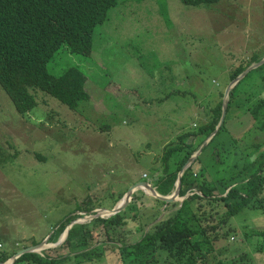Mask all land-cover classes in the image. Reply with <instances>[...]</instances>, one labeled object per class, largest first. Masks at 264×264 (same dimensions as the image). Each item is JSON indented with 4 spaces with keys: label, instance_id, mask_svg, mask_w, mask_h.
I'll return each instance as SVG.
<instances>
[{
    "label": "rangeland",
    "instance_id": "1",
    "mask_svg": "<svg viewBox=\"0 0 264 264\" xmlns=\"http://www.w3.org/2000/svg\"><path fill=\"white\" fill-rule=\"evenodd\" d=\"M165 8L167 17L156 0H119L94 31L90 55L63 47L52 57L49 73L77 67L87 77L89 100L75 110L33 90L37 105L22 116L0 85V255H9L4 264L38 244L43 246L34 252L41 256L46 251L50 257L65 255L68 250L59 247L65 233L56 243L46 241L57 221L78 214L70 229L95 215L108 218L103 210L110 212L118 195L124 197L134 184L154 189L165 148L184 134L191 141L210 120L211 108L223 101L231 71L254 54L264 56V0H220L198 7L165 0ZM258 118L233 99L223 131L212 145L208 137L198 146L197 151L204 143L207 148L194 167H205L219 191L241 182L235 174L246 154L264 143V110ZM144 189L137 190L152 196ZM183 200L178 196L173 202ZM223 205L206 203L215 225H220ZM78 207H94V214ZM254 230H264L260 209H247L221 224L222 242L215 251L220 261L213 264H264V237L252 235ZM92 231L91 246L104 247L103 258L77 264H122L118 252L103 243L104 232ZM123 231L134 242L142 232L139 220L128 219ZM114 241L119 243L116 236ZM165 262L163 256L151 264Z\"/></svg>",
    "mask_w": 264,
    "mask_h": 264
},
{
    "label": "trees",
    "instance_id": "2",
    "mask_svg": "<svg viewBox=\"0 0 264 264\" xmlns=\"http://www.w3.org/2000/svg\"><path fill=\"white\" fill-rule=\"evenodd\" d=\"M118 1L0 0V85L19 114L23 116L37 105L33 90L55 98L70 110L77 109L82 101L89 100L85 89L87 77L79 68L67 67L61 74L53 75L48 72L46 65L63 47L73 54L90 55L94 31L106 22L108 11ZM178 1L184 6L198 7L213 5L220 0ZM156 3L162 16L167 17L165 0H156ZM263 58L264 56L254 54L248 63L232 70L229 79L233 81ZM263 91L264 63L250 70L230 90L226 113L234 99L245 106L249 115L257 121L260 112L264 110V98L259 99V94ZM254 102L256 103L253 104ZM222 103L221 100L211 108L210 120L193 133L191 141L187 143L185 139L190 134H184L178 138L177 143L165 148L161 158V176L152 181V187L158 195L165 197L173 193L182 167L217 128ZM224 124L225 121L208 142V146L223 131ZM263 146L264 143L252 145V152L246 154L242 168L235 174L241 178V182L235 186L219 191L215 184L211 185L205 174L206 168L194 167L202 163L199 154L180 177L178 196L184 198L182 202L165 203L141 191L135 192L123 211L108 218L96 217L87 224L72 225L59 246L67 249V254L50 257L47 256V251V255L43 256L25 253L12 264H65L68 260L77 264L102 259L104 247L94 246V242L91 246L92 230L97 228L106 235L103 243L108 241L110 250L118 252L122 264H139L142 261L147 264L157 263L163 256L166 259L163 264H213L214 261H220L215 252L222 242L219 237L220 225L227 224L230 219L247 209H260L264 212V208L260 206L264 188ZM206 148L207 146L202 152ZM214 153L216 152L213 151L212 154ZM122 197L123 194H119L114 204ZM211 201L224 202L225 211L220 225H215L213 214L205 210L206 203ZM82 209L78 207L76 211L94 214L95 208ZM76 218L78 214L69 213L64 219L57 221L48 242L56 243ZM128 219H138L141 225V235L134 242L127 237L128 231H123ZM251 234L264 237V230H254ZM114 236L119 243L114 241ZM8 259L9 255L1 254L0 264Z\"/></svg>",
    "mask_w": 264,
    "mask_h": 264
},
{
    "label": "water",
    "instance_id": "3",
    "mask_svg": "<svg viewBox=\"0 0 264 264\" xmlns=\"http://www.w3.org/2000/svg\"><path fill=\"white\" fill-rule=\"evenodd\" d=\"M264 63V58L256 63L254 66H250L248 67L241 75H239L236 79H234L230 85L226 88L225 92H224V99H223V103H222V113H221V117H220V120H219V123H218V126L217 128L215 129V131L209 136V140L210 141L212 139V136H214L216 134V132L218 131V128L223 124L224 122V119H225V116H226V111H227V105H228V94L230 92V90L252 69H255L257 67H259L260 65H262ZM206 144L204 143V146ZM204 146L199 149L194 155H192L191 158L188 159V161L185 163V165L182 167L181 171L179 172L178 174V179H177V182L175 184V189L173 191V193L170 195V196H160L158 195L154 189L151 188L150 185H148L147 183L145 182H138L136 184H134L133 186H131L125 196L123 198L120 199V201L118 202V204H116L112 210H110V212H108V216L107 217H110L116 213H119L121 211H123L128 203H129V199L132 197V194L134 193V191H136L137 189H142V188H149L151 189L152 191V196L157 198V199H160L162 201H164L165 203H171L173 201H175V197H178V192H179V188H180V177L182 175V173L184 172V170H186L190 165L191 163L194 161V159L200 154L201 150L204 148ZM104 212H106L105 210H103ZM99 215H95V217H98ZM68 232V229H66L64 231L65 233V237H66V234ZM50 237V236H49ZM48 241V240H46ZM43 244H38V245H35L34 247H29L27 249H24V250H21L20 252L17 253V255L14 257V259L12 260L11 264L14 262V260L16 258H18L19 256L25 254V253H35L34 252V249L36 248H40L42 247Z\"/></svg>",
    "mask_w": 264,
    "mask_h": 264
},
{
    "label": "crops",
    "instance_id": "4",
    "mask_svg": "<svg viewBox=\"0 0 264 264\" xmlns=\"http://www.w3.org/2000/svg\"><path fill=\"white\" fill-rule=\"evenodd\" d=\"M155 175L157 176V177H159V176H161V171H159V172H155ZM138 191V190H137Z\"/></svg>",
    "mask_w": 264,
    "mask_h": 264
},
{
    "label": "bare ground",
    "instance_id": "5",
    "mask_svg": "<svg viewBox=\"0 0 264 264\" xmlns=\"http://www.w3.org/2000/svg\"><path fill=\"white\" fill-rule=\"evenodd\" d=\"M142 190H147V189H144V188H142ZM105 214H108L107 212H104Z\"/></svg>",
    "mask_w": 264,
    "mask_h": 264
}]
</instances>
